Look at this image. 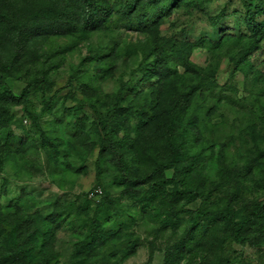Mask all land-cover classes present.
<instances>
[{"label":"rangeland","instance_id":"obj_1","mask_svg":"<svg viewBox=\"0 0 264 264\" xmlns=\"http://www.w3.org/2000/svg\"><path fill=\"white\" fill-rule=\"evenodd\" d=\"M49 2L0 4L19 26L15 6L27 25ZM162 3L145 27L112 19L114 31L88 38L0 26L4 261L26 248L46 264H264V211L240 230L206 214L264 209V0ZM168 10L155 55L148 30ZM98 51L115 58L108 71Z\"/></svg>","mask_w":264,"mask_h":264},{"label":"trees","instance_id":"obj_2","mask_svg":"<svg viewBox=\"0 0 264 264\" xmlns=\"http://www.w3.org/2000/svg\"><path fill=\"white\" fill-rule=\"evenodd\" d=\"M2 1V0H0ZM53 0H50L47 6L44 8H39L36 9V16L32 17L28 15V22L27 25L25 24V21L21 17L20 14V9L18 10V5L14 7V11L12 12L13 15H18V19L14 20V23L20 22L19 26H10L8 24V20L4 17L5 9L3 3L0 4V26L3 27L4 31L10 32L13 34V36H18L17 32L21 31V33H24V28L22 25H26L30 30L28 33H26V37L28 38L29 35L33 34H38L39 31H48L51 30L50 24L54 26H62L67 25L70 30L68 31V34H78L80 33V30L82 28H85V38L90 37L91 35H87L89 33H92L95 31L94 28L98 29V31L103 30V31H114V28H112L111 20L112 19H125L128 20L127 23H133L135 21H140V26L144 25L147 26L149 25V18L147 13H150L151 11L154 12L153 9L156 7H163L165 8L167 4L160 5L161 0H125L124 3L122 2L121 6L118 7V4L111 3L110 0L104 1V0H78L81 5H73L74 0H56L55 3L53 4ZM135 1V2H133ZM167 1V0H163ZM13 7V6H12ZM118 8L119 10H116ZM122 8V9H121ZM141 8V10H140ZM121 9V10H120ZM260 12V14H264V7L260 6L257 7V12ZM186 11V10H185ZM162 14L158 15L157 20L155 25L153 26L152 29L148 30V32L152 35L155 36V38L152 39H147V41L152 40V49L155 55H160L161 54V38H160V31H162L161 26L166 23V18L172 16V11H163L161 12ZM263 22V21H262ZM143 27V28H144ZM27 30V29H26ZM57 30H54V32ZM82 34V33H81ZM24 35V34H23ZM153 36V37H154ZM20 37V36H18ZM168 43H172V40L167 39ZM172 44H175L174 42ZM117 47V46H114ZM100 49V48H98ZM127 51V48L126 50ZM131 51H134L133 48ZM131 51H127L131 53ZM136 51V50H135ZM134 51V52H135ZM113 52V51H112ZM112 53L104 54L102 51H98L97 54H94L90 58L96 60L99 62L100 69H102L104 72L108 71V66L112 61H115L114 59H109L111 57ZM246 58V56H244ZM243 58V59H245ZM177 71H175L174 74H176ZM169 79L167 78L166 83H171L174 85L176 82L173 81L171 78V75H168ZM0 85L1 89L4 91L0 96L1 97H6L7 95H11L10 90L8 88V84L6 83V78L4 74L0 71ZM162 86V83H161ZM162 88H164L162 86ZM162 91V89H161ZM28 90L23 94V97L27 94ZM163 98V93L160 95V99ZM19 99V98H18ZM183 101H175L171 105H166L165 110H164V115L168 113H176L178 111V107L182 105ZM152 110H155V107L152 106ZM8 111L6 112V114ZM5 114V115H6ZM0 117L3 120L4 113L3 109H0ZM4 120L7 121V116L4 118ZM148 124H152L153 128L155 127L154 123L149 122ZM106 127V125H104ZM149 126L147 125V129ZM119 157V161L124 168V163L121 158V154L117 153ZM162 168H166L171 166V162H166L161 164ZM125 169V168H124ZM97 189V188H96ZM95 189V190H96ZM96 196L99 194H95ZM89 196V195H88ZM90 197V196H89ZM194 198V197H193ZM192 198V199H193ZM102 203V202H101ZM259 209V208H258ZM254 209L251 214L248 217H243L242 220L236 221L237 218V213L235 212H230L228 214H224L223 211L220 210H210L208 213L209 215H218L222 219H229L233 222V225L236 226L239 230L242 229L244 226H246L247 223H249L250 219L253 217H256L258 213L263 212L264 209L260 208ZM197 212V211H196ZM247 218V219H246ZM33 225L37 226V219H32ZM96 225V223L94 224ZM94 229L95 226L93 227ZM38 230V228H36ZM18 248L14 250H10L11 252V258H8L4 261V256L0 258V264H15V262L20 258L22 260H19L22 264H38L39 261L33 262L31 259L27 260L29 257L30 249L29 251L25 248L23 251L20 249L22 253H19L17 251ZM41 264H46L43 262H40Z\"/></svg>","mask_w":264,"mask_h":264},{"label":"built area","instance_id":"obj_3","mask_svg":"<svg viewBox=\"0 0 264 264\" xmlns=\"http://www.w3.org/2000/svg\"><path fill=\"white\" fill-rule=\"evenodd\" d=\"M100 193H101V189H100V188H97V189L95 190V192H93L90 196L96 197L95 194H100Z\"/></svg>","mask_w":264,"mask_h":264}]
</instances>
